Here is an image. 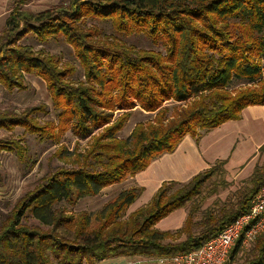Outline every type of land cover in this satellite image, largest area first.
Listing matches in <instances>:
<instances>
[{
    "label": "trees",
    "instance_id": "1",
    "mask_svg": "<svg viewBox=\"0 0 264 264\" xmlns=\"http://www.w3.org/2000/svg\"><path fill=\"white\" fill-rule=\"evenodd\" d=\"M12 3L0 34V85L25 90V75H38L46 82L56 118H37L47 112L45 105L22 112L5 109L0 111V129L11 133L21 127L53 143L61 142L69 130L90 142L74 153L72 167H60L17 201L0 225V264H99L121 256L186 253L249 212L264 187L259 165L235 192L234 201L194 220L200 207L195 199L215 168L224 170L226 160L174 191L179 182H164L147 205L123 219L121 213L143 191L141 186L126 189L98 214L94 228L90 214L54 205L62 200L73 205L98 195L145 170L156 157L175 151L185 136L198 137L201 130L241 119L248 106L264 105V0H65L39 11L24 7L23 0ZM88 19L110 20L117 33L127 36L145 32L165 53L107 40L97 26L87 25ZM31 34L42 43L63 37L85 79L72 80V64L21 43ZM234 77L248 85L231 90ZM170 100L184 105L169 114L165 103ZM137 106L156 113L154 118L138 122L129 137H120ZM0 151L26 161L28 148L21 137H0ZM188 205L183 227L155 228ZM28 215L39 223L29 225ZM182 235L184 239L176 241ZM241 252L238 241L226 264L234 263ZM242 257L241 264H264V233Z\"/></svg>",
    "mask_w": 264,
    "mask_h": 264
},
{
    "label": "rangeland",
    "instance_id": "2",
    "mask_svg": "<svg viewBox=\"0 0 264 264\" xmlns=\"http://www.w3.org/2000/svg\"><path fill=\"white\" fill-rule=\"evenodd\" d=\"M26 2L23 6L30 8L33 11L43 10L48 7H53L65 0H23ZM13 2V0H12ZM8 6L9 9L14 4ZM88 26H97L101 29L102 34L107 40H116L118 44L123 43L127 46L134 47L135 50H149L153 49L165 53L164 46L155 45L145 32L136 33L132 35H123L117 33L110 20L88 19ZM21 43L32 45L36 50H44L57 56L61 62L70 63L75 67V73L71 76L74 81L84 80V69L81 66L78 58L74 54L73 48L63 39V37L51 38L48 42H39L34 35H29L24 38ZM25 81L27 89L13 91L7 90L0 85V111L8 109L13 112H22L28 107L45 105L47 112H40L37 118L44 122L47 119H55L56 111L53 108L52 98L47 89L46 82L36 74H26ZM248 85L243 80L234 77L229 85L231 90L238 89ZM184 103L176 102L174 100L167 101L165 105L171 111ZM116 116L122 112H116ZM156 113L146 112L139 106L131 111L130 118L126 123L124 129L120 132V137L127 138L131 134L133 128L138 122L147 121L154 118ZM1 138L21 137L28 148L26 161H22L14 152L0 151V225L5 220L7 215L14 209L17 201L29 191L35 189L43 179L55 172L62 166L72 167L74 153L83 151L90 142V139H78L71 131H67L59 143H53L47 139L30 134L24 131L23 128L17 127L13 132L0 129ZM65 149L58 154L59 148ZM257 165L264 170V156L259 159ZM214 166V165H213ZM212 167V166H211ZM210 168L200 172L209 171ZM213 168V167H212ZM217 168V169H216ZM215 168L213 175L210 176L203 184L202 193L195 200L200 207L195 214L194 220L199 221L204 218V215L210 210H218L226 202L234 201L235 192L244 186L245 182L250 179V176L244 179L233 178L229 176L221 166ZM199 174V173H198ZM196 176V175H195ZM185 183H180L174 186L171 191L181 188ZM138 186L135 179L128 177L121 183L105 187L95 196H85L80 198L77 203L69 204L66 200H62L54 205V207H65L72 212H86L90 214L92 219V228L98 224V214L115 199L119 194L130 187ZM149 197L140 195L129 207H127L121 217L127 219L135 210L147 205L152 196L147 202L144 200ZM189 210V205H188ZM26 222L29 225H37L39 220L31 215H28ZM158 229V228H156ZM160 230V229H158ZM178 230V229H177ZM161 231V230H160ZM176 231V230H174ZM196 232L199 229H195ZM185 235L177 238L176 241L183 240ZM169 240V239H168ZM166 240V241H168ZM140 258H148L142 257ZM151 258V257H149ZM243 257L239 255L232 264H241ZM86 264V263H85Z\"/></svg>",
    "mask_w": 264,
    "mask_h": 264
},
{
    "label": "crops",
    "instance_id": "3",
    "mask_svg": "<svg viewBox=\"0 0 264 264\" xmlns=\"http://www.w3.org/2000/svg\"><path fill=\"white\" fill-rule=\"evenodd\" d=\"M11 2L0 0V34ZM261 156H264V105H252L243 110L239 120L227 121L212 130H201L198 137L185 136L175 151L156 157L145 170L131 178L143 188L141 195L153 197L164 182L187 183L219 160H226L224 171L229 176L247 178ZM187 216V207L177 209L161 219L155 228L161 231L180 229ZM138 258L121 256L104 259L99 264H135Z\"/></svg>",
    "mask_w": 264,
    "mask_h": 264
},
{
    "label": "built area",
    "instance_id": "4",
    "mask_svg": "<svg viewBox=\"0 0 264 264\" xmlns=\"http://www.w3.org/2000/svg\"><path fill=\"white\" fill-rule=\"evenodd\" d=\"M263 233L264 187L253 199L249 212L226 224L221 232L200 247L176 255L138 258L135 264H226L238 241L243 252Z\"/></svg>",
    "mask_w": 264,
    "mask_h": 264
}]
</instances>
